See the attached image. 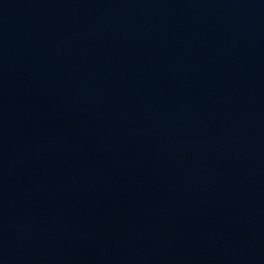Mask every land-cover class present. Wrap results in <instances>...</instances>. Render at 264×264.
<instances>
[{"label":"water","instance_id":"obj_1","mask_svg":"<svg viewBox=\"0 0 264 264\" xmlns=\"http://www.w3.org/2000/svg\"><path fill=\"white\" fill-rule=\"evenodd\" d=\"M0 264H264V0H0Z\"/></svg>","mask_w":264,"mask_h":264}]
</instances>
